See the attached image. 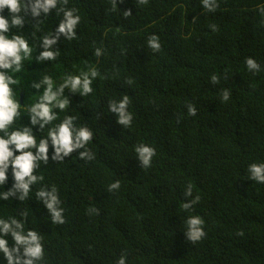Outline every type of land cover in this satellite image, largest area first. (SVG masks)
<instances>
[{"label":"trees","instance_id":"obj_1","mask_svg":"<svg viewBox=\"0 0 264 264\" xmlns=\"http://www.w3.org/2000/svg\"><path fill=\"white\" fill-rule=\"evenodd\" d=\"M218 4L209 13L202 0H117L115 8L112 0H69L81 17L78 38L61 37L56 62L37 61V49L25 71L15 74L30 84L49 72L57 83L66 73H99L88 97L64 90L69 109L56 110L53 122L75 115L91 128L94 159L82 161L74 152L37 173L58 189L65 222L52 223L36 199L39 185L24 201L0 208L5 218L29 213L26 229L43 236L37 264H116L121 255L127 264H264V184L248 179L249 165L264 163V0ZM61 18L53 10L39 22L54 33ZM26 19L23 32L30 39L38 22ZM152 35L159 37V51L148 47ZM249 57L260 71L247 69ZM212 75L220 77L218 85ZM224 88L231 90L228 102L220 97ZM42 91L21 89L15 98L19 102L22 93L24 107ZM125 95L133 114L128 128L108 110L109 101ZM189 103L197 116L188 115ZM17 125L30 126L26 112ZM33 131L39 140L38 127ZM139 143L156 151L148 168L135 154ZM116 180L119 190L109 191ZM11 184L9 178L0 190ZM189 184L193 196L186 198ZM197 195L199 203L184 211L182 204ZM189 215L204 220L206 236L195 244L185 236ZM0 264H7L2 253Z\"/></svg>","mask_w":264,"mask_h":264},{"label":"clouds","instance_id":"obj_2","mask_svg":"<svg viewBox=\"0 0 264 264\" xmlns=\"http://www.w3.org/2000/svg\"><path fill=\"white\" fill-rule=\"evenodd\" d=\"M123 3V0H119ZM113 7L117 0H112ZM143 5L148 0H138ZM69 0H0V189H4L9 178L12 180L11 187L0 190V208L7 209L12 200L24 201L30 197L34 186L36 199L43 203L50 214L53 224L61 225L64 220V209L61 206L58 189L54 185H44V177L37 175L41 165L51 162H63L71 154L76 152L82 161L94 159L89 145L93 142L94 132L86 125L78 124L75 115H65L60 123L53 122L58 119V112L69 109L70 101L64 96V90L69 89L71 93H79L88 97L94 92L93 82L99 75L96 68L90 72H81L79 75L66 73L63 81L57 83L50 72L44 74L38 82L31 81L30 84H21V78L15 74L25 71V61L33 59V53L42 49L35 57L37 61L56 62L60 59V52L56 50L61 37L68 41L78 38L77 29L81 23V17L76 8L68 7ZM202 6L209 13H214L219 7L218 0H202ZM55 10L57 17H62L54 33L44 31L43 24L39 18L47 17ZM264 15V7L260 8ZM131 11H125L128 16ZM36 20L31 38L24 35L26 18ZM198 18H193V24ZM212 31L217 30L215 24L209 25ZM40 34L39 36L37 34ZM148 47L154 52L159 51L161 44L159 37L152 35L147 40ZM101 49H96V57L102 55ZM249 71L255 73L260 71V65L256 60L249 57L245 60ZM211 83L218 85L220 77L211 76ZM19 85L14 90L13 86ZM21 89L39 90L42 94L33 95L31 101L24 107L15 98L16 92ZM22 95V93H20ZM19 95V97H20ZM220 97L223 102L231 98V90L221 89ZM34 101V102H32ZM23 102V96H22ZM130 100L127 95L119 100H111L108 110L117 116V123L124 128L132 125L133 114L128 110ZM26 112L29 117L30 126L17 125L21 113ZM187 113L191 117L197 116V108L194 104L187 105ZM47 126V127H46ZM39 129L41 136L39 140L34 135V129ZM46 132V134H45ZM52 149L51 155L49 149ZM135 154L144 168L152 164L156 151L153 147L139 143L134 148ZM248 179L264 184V163H252L248 167ZM120 181L116 180L110 184L109 191L119 190ZM184 196L192 197V185H187ZM200 201V196L188 200L182 204V209L191 212ZM5 215L7 212L5 211ZM27 211L14 215L0 216V253L3 254L7 264H37L44 257L43 236L34 230L26 229L28 222ZM185 236L193 244L199 242L206 236L204 220L199 215H189L185 220ZM13 241L9 247L7 237ZM116 264H127V257L121 255Z\"/></svg>","mask_w":264,"mask_h":264},{"label":"water","instance_id":"obj_3","mask_svg":"<svg viewBox=\"0 0 264 264\" xmlns=\"http://www.w3.org/2000/svg\"><path fill=\"white\" fill-rule=\"evenodd\" d=\"M19 99H20V104H22V95H20Z\"/></svg>","mask_w":264,"mask_h":264}]
</instances>
